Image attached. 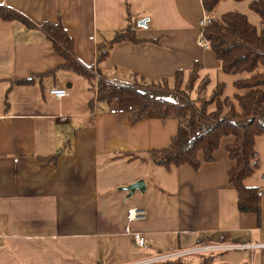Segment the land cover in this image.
I'll return each instance as SVG.
<instances>
[{"label": "crops", "instance_id": "1", "mask_svg": "<svg viewBox=\"0 0 264 264\" xmlns=\"http://www.w3.org/2000/svg\"><path fill=\"white\" fill-rule=\"evenodd\" d=\"M0 5L36 24L28 28L0 18V264H165L154 257L201 244H254L209 254L213 264H264V135L254 143L259 166L243 180L261 189L260 211L241 213L227 179L233 162L225 145L232 138H223L214 160L197 169L154 165L148 151L168 145L177 119L149 109L139 119L132 112L112 114L114 101H97L94 78L90 84L67 70L46 74L62 58L37 25L60 20L78 61L100 78L172 85L176 72L198 62L208 85L214 70L223 96L232 98L238 75L223 72L213 52L197 43L201 0H0ZM128 23L137 41L113 44L97 62V46ZM31 76L32 83H14ZM52 87L66 88L67 96L54 97ZM118 100L134 106L132 98ZM55 154L54 161H44ZM138 180L144 190L124 189ZM129 208H144L145 218L128 222ZM126 226L148 247H136ZM201 256L184 258L195 263Z\"/></svg>", "mask_w": 264, "mask_h": 264}, {"label": "trees", "instance_id": "2", "mask_svg": "<svg viewBox=\"0 0 264 264\" xmlns=\"http://www.w3.org/2000/svg\"><path fill=\"white\" fill-rule=\"evenodd\" d=\"M220 1L222 0H201L209 21L199 31L220 63L222 71L238 75L233 81L237 92L232 98L223 96L224 84L219 82L207 94L209 77L199 75L202 65L195 62L186 72H176L172 85H168L166 80L150 81L143 86L137 81L123 84L100 78L97 82L96 99L108 104L115 99L139 100L138 106L131 111L134 119H139L148 108L160 118L177 119L176 133L171 136L168 145L148 151L150 162L154 165H189L197 169L202 162L214 160V152L220 147L223 138H232L225 145L233 162L227 179L236 191L237 209L241 213L258 214L261 189L247 187L243 180L259 166L254 143L256 136L264 135V31L258 30L247 15L239 11L231 10L218 17L212 16ZM248 8L264 24V0H250ZM126 10L129 19L127 2ZM0 18L18 21L28 28L36 27L22 13L3 5H0ZM37 26L62 58V63L46 74L53 75L59 69L67 70L83 76L92 84L93 69L78 61L74 53L73 38L61 21H43ZM124 40L137 41L130 23L117 31L107 44L97 46V62L107 56L113 44ZM35 77L17 79L14 83L29 84ZM158 83L163 84L162 92L172 94V97H154V91H161L154 89ZM194 88L196 96L192 97ZM57 155L44 158V161H54ZM213 261L214 257L207 254L195 263L186 258H176L165 261V264H213Z\"/></svg>", "mask_w": 264, "mask_h": 264}, {"label": "built area", "instance_id": "3", "mask_svg": "<svg viewBox=\"0 0 264 264\" xmlns=\"http://www.w3.org/2000/svg\"><path fill=\"white\" fill-rule=\"evenodd\" d=\"M209 21V16L204 12V15L199 20V28L203 27L207 22ZM91 38V37H90ZM198 45L202 47H208L207 42L205 41L202 33L199 31L198 39H197ZM98 74H94V81L95 84L97 83L99 79ZM49 93L53 95L54 97L58 99H62L65 96H67L68 91L64 87H52L49 89ZM134 109L133 105H126L123 106L119 100L115 99L112 103V107L109 109V112L112 114H123L126 112H131ZM146 216V211L144 208H129L127 210V220L128 222L137 220V219H144ZM125 232L129 234L132 237L133 244L138 248H147L146 239L139 233V232H131L129 227L126 226ZM255 247L254 244H246L243 246H237V245H212V244H201L198 245L192 249H186V250H179V251H172L165 254H160L156 257H154L155 260L159 261H167L171 259L176 258H184L185 256H188L190 254H200V253H211L215 250H220L222 248H250L252 249Z\"/></svg>", "mask_w": 264, "mask_h": 264}, {"label": "rangeland", "instance_id": "4", "mask_svg": "<svg viewBox=\"0 0 264 264\" xmlns=\"http://www.w3.org/2000/svg\"><path fill=\"white\" fill-rule=\"evenodd\" d=\"M249 1L250 0H244V1H240V2H236V1H234V0H222V1H220L219 3H218V5L216 6V8H215V10L212 12V16H214V17H218V16H220L222 13H224V12H226V11H233V10H235V11H239V12H241V13H244V14H246L247 15V17H248V19H249V21L251 22V23H253L256 27H257V29L258 30H263L264 31V24H262L261 22H260V18L258 17V15L257 14H255L253 11H251L249 8H248V3H249ZM208 48V47H207ZM229 76H234L233 74H228ZM211 82H210V85H208V87H207V91L208 92H210L211 91V89L213 88V86L215 85V83H216V81H217V78H216V76H215V72H214V70H212L211 71ZM139 84H141V85H146L148 82H145V81H139L138 82ZM162 88H164L163 87V84H161V83H158V84H156L155 86H154V89L155 90H161V91H157V93H155V91H154V93H153V96L154 97H165V98H168V97H172L171 95L172 94H169V93H167V92H162V91H164V89H162ZM132 100H133V104H134V106H135V108H136V106H138V104H139V100H137V99H134V98H132ZM133 106V107H134ZM149 110H152L151 108H148ZM147 109V110H148ZM152 112H154L153 110H152ZM163 253H165V252H163ZM212 253V252H211ZM210 253V254H211ZM203 256H206L207 254H209V253H207V254H205V253H201ZM190 255H193V254H190Z\"/></svg>", "mask_w": 264, "mask_h": 264}, {"label": "water", "instance_id": "5", "mask_svg": "<svg viewBox=\"0 0 264 264\" xmlns=\"http://www.w3.org/2000/svg\"><path fill=\"white\" fill-rule=\"evenodd\" d=\"M141 24H145V20L141 21ZM125 190H128L129 193L131 194L135 189H140L141 191L144 190V183L142 180H138L132 184H130L129 186L124 188Z\"/></svg>", "mask_w": 264, "mask_h": 264}]
</instances>
